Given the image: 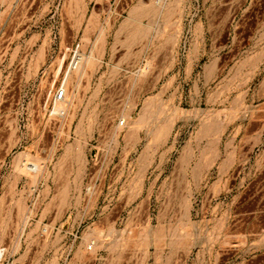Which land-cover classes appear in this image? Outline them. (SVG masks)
Returning <instances> with one entry per match:
<instances>
[{"label": "rangeland", "instance_id": "1", "mask_svg": "<svg viewBox=\"0 0 264 264\" xmlns=\"http://www.w3.org/2000/svg\"><path fill=\"white\" fill-rule=\"evenodd\" d=\"M252 217L264 0H0V264H210Z\"/></svg>", "mask_w": 264, "mask_h": 264}, {"label": "crops", "instance_id": "2", "mask_svg": "<svg viewBox=\"0 0 264 264\" xmlns=\"http://www.w3.org/2000/svg\"><path fill=\"white\" fill-rule=\"evenodd\" d=\"M255 218H251V220L247 223V227H242L241 222H239V226L232 228V233L234 234H260L264 228L260 226H252L253 220ZM191 250L192 252V261L200 262L207 260L210 261V264H264V244L259 246H253V252L250 254H244L242 252V245L240 243L233 244H219V245H204L198 244L194 245ZM195 251V252H194ZM206 251L215 252L209 253L206 255ZM16 252H14V245H11L8 251L7 264H17L16 262ZM6 264V263H4Z\"/></svg>", "mask_w": 264, "mask_h": 264}, {"label": "built area", "instance_id": "3", "mask_svg": "<svg viewBox=\"0 0 264 264\" xmlns=\"http://www.w3.org/2000/svg\"><path fill=\"white\" fill-rule=\"evenodd\" d=\"M77 63H78V55H77V50H75L72 55L70 65L68 69L66 70L65 74H68L71 67H75ZM51 95H52L51 101L53 103H52V109L49 111V114L54 115L58 122V125H62V127L65 129L68 123V118H69L68 111H67V105H68L69 100L67 97V88L65 86V80H63L54 90L51 88L48 91L46 98L44 99V101L41 102L43 107L48 105ZM56 104H60V107L55 110ZM56 140H57L56 143L59 144L61 141V138H57ZM28 165H29V168L35 169L33 164L29 163ZM89 248H91V246H89Z\"/></svg>", "mask_w": 264, "mask_h": 264}, {"label": "bare ground", "instance_id": "4", "mask_svg": "<svg viewBox=\"0 0 264 264\" xmlns=\"http://www.w3.org/2000/svg\"><path fill=\"white\" fill-rule=\"evenodd\" d=\"M57 106H58V104H57ZM143 120H144V118H143ZM33 164V163H32ZM36 165V164H35ZM30 169V168H29ZM33 170V169H32ZM1 255V254H0Z\"/></svg>", "mask_w": 264, "mask_h": 264}]
</instances>
